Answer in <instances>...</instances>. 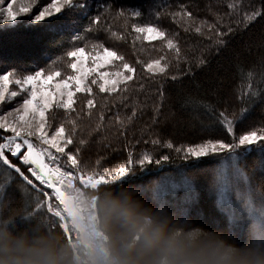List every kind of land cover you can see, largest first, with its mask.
I'll return each instance as SVG.
<instances>
[{
  "label": "trees",
  "instance_id": "trees-1",
  "mask_svg": "<svg viewBox=\"0 0 264 264\" xmlns=\"http://www.w3.org/2000/svg\"><path fill=\"white\" fill-rule=\"evenodd\" d=\"M22 1L16 0V4ZM9 2L0 3V9ZM52 2L35 0L31 11L35 16ZM181 4L193 13L194 25L173 18L172 13L178 12ZM230 4L234 7L229 8ZM121 9L123 16L118 15ZM133 9H140L141 16H133L129 11ZM261 9L264 0H73L59 15L42 21L31 23L25 17L11 26L1 25L0 21V75L12 72L11 79L15 80L43 68L46 73L59 70L61 76L57 79H66L75 75L67 66L72 60L66 55L68 51L83 47L89 55L93 44L117 50L136 69L133 80L126 90L111 94L101 93L97 85L91 84L93 78L89 80L92 94L75 95L74 107L82 119L73 144L65 151L72 150L82 166L95 171L126 164L130 155L133 164L113 185L83 189L85 194L110 186H135L149 204L167 208L190 226L243 239L250 227L264 224V142L247 150L239 145L230 148L235 157L228 152L198 157L176 149L215 138L226 137V142H231L245 131L264 128V15L246 27L237 23L243 21L245 13ZM97 15L100 21L93 22ZM133 23L155 24L174 35L181 50L179 63L176 53L160 41L137 39ZM209 25L224 33L223 45L217 44L221 37ZM196 26L201 27L200 33L195 31ZM228 27L233 31L228 32ZM161 56L171 62L167 74L147 73L143 64ZM111 69L119 70L114 64ZM25 98L21 96L15 103L22 104ZM89 98L94 101L91 108L87 105ZM221 112L234 121L232 133L227 132ZM71 115L76 117L75 112ZM47 122L52 124L49 132L61 123L71 127L64 110L55 107L48 110ZM2 135L5 133L0 131ZM81 139L83 144H79ZM169 143L171 148L167 147ZM145 153L151 159L136 163ZM8 155L35 187L0 164V222H9L11 209L19 213L34 209L37 198L60 207L52 190L27 172L31 165ZM61 159L66 162L62 165L79 175L66 156ZM56 220L45 204L37 218L25 221L19 214L11 222L36 225L64 238L58 225L54 230L48 228Z\"/></svg>",
  "mask_w": 264,
  "mask_h": 264
},
{
  "label": "snow or ice",
  "instance_id": "snow-or-ice-1",
  "mask_svg": "<svg viewBox=\"0 0 264 264\" xmlns=\"http://www.w3.org/2000/svg\"><path fill=\"white\" fill-rule=\"evenodd\" d=\"M4 0H0L3 3ZM35 0H31L30 3L21 4L18 11L14 10V5L16 0H11L7 4V8L0 9L3 11L4 15L0 21H11L16 17L20 16L22 13H29L32 8V4ZM73 3V0H53L51 4H48L43 10L39 11L34 19L39 21L45 17L53 15V12H60L65 6ZM232 4L229 8H233ZM180 10L178 12L172 13L173 18L179 17L180 20L188 21L191 24H195V18L193 13L187 9L184 4L179 5ZM131 11L132 15L135 17L141 16L140 9H133ZM118 15L123 16L124 10L118 13ZM156 15L159 16L160 12L156 11ZM264 15V9L254 10L251 13H245L243 21H237V23H243L246 27L248 22L254 20L257 16ZM101 17L99 15L93 18V22H99ZM124 23L127 24V18H125ZM204 23L203 21L201 22ZM213 28L218 37V45H223L225 43L224 33L220 31L218 27L209 25ZM132 28L138 34L137 39H142L147 42L160 41L163 46H166L169 50H173L176 53V62L179 63L180 47L175 41L174 35H169L161 27L147 23V24H132ZM195 31L200 33L202 31L201 27L196 26ZM228 32H232L233 28L228 27ZM85 48L77 47L74 50L67 52V57L72 58L68 63V67L74 70L77 75H72L66 79H57L55 85H48V91H44L42 87H38L40 81H50L61 76L59 70L50 69L45 72V69L41 68L32 74L23 76L22 78H17L15 81L11 79L14 75L12 72H5L0 75V102L6 100V93H8L9 85L13 82L15 85L19 86L21 90L30 89L28 91L27 97L23 99V103L20 109H13V112L5 113L0 116V131L5 133V135L0 136V164L5 165L8 169L13 170L17 173L27 185H33V180L29 178V175L25 174V171L21 169L15 163L9 159V155L17 157L23 164L31 165L27 168V172L30 173L36 181L40 184L47 185L48 188L52 189L55 194V199L59 202L56 206L51 202L44 200L41 201L39 198L35 201V207L31 210L20 211L21 218L25 221H30L41 215V210L47 205V212L52 214L57 218L55 224L48 226L50 230H54L55 226L58 225L63 233L64 238L68 242L73 241L72 233L75 229L79 228L76 222L77 212L72 203V197L70 195L72 189L80 188L74 185V180L76 177L73 175L72 171H64L57 163V166L53 167L54 162H58L62 156H66L67 162L76 169L79 173V182L83 185V189H95L102 184H108L110 182L117 181L120 177L124 176L128 171L130 166L133 164L131 155L129 156L126 164H121L120 166L110 170L103 169L102 171H95L94 169H88L87 165H81L77 158V155L73 154L72 150L65 151L69 144H73L74 138L76 136L77 126L80 119H82L80 112L76 111L74 105L76 104L75 94L76 92H83L92 94L93 89L86 83L87 76L90 72H97V70L108 64H114L119 70L115 72H97V79L91 80L92 85H97L101 93H117L118 90L127 89L129 82L133 80V74L136 69L125 61V57L120 54L117 50L104 47L102 44H93L90 55V59L94 65L91 69H84L82 65V58L85 55ZM161 61H165L161 63ZM119 62V63H116ZM204 61L201 60L202 64ZM171 62L167 61L164 56L159 59H152L143 64L144 70L149 74H167V70H170ZM173 80H176L175 75L172 76ZM251 88V85H249ZM16 91L8 93L10 97L17 96ZM255 95V92L252 93ZM162 95V93H161ZM93 99H87V105L89 108L93 105ZM63 109L67 122L71 127L66 128L64 123L56 126L54 131L49 132V128L52 124L48 123L45 119V113L51 108ZM76 113V117H72V113ZM16 113L14 119H9L8 117ZM89 115L91 113L89 112ZM220 118L223 119L224 124L227 127V132H233V120L228 119L224 113L219 114ZM101 119H103V114L101 113ZM10 133V134H8ZM35 137L37 141L43 146L37 148L36 144L31 139ZM257 142H264V128L259 130L245 131L244 134L239 135L238 140L233 139L231 142H226V137L208 139L202 143L192 144L186 149L177 148L176 151H184L186 154L201 156L210 152H219L225 149H230L236 147L237 145H252ZM84 140H79V144H83ZM155 143V141H154ZM168 148L172 147V144L167 145ZM26 149V150H24ZM55 150V151H53ZM79 152V148H77ZM59 154V155H57ZM167 158V157H164ZM151 156L147 153L143 154L136 163L144 164L149 161ZM11 173H9V176ZM0 187H3L0 185ZM81 189V188H80ZM47 196V193H44ZM3 203L0 202V205ZM10 207V206H9ZM11 209V208H10ZM44 223V221H42Z\"/></svg>",
  "mask_w": 264,
  "mask_h": 264
},
{
  "label": "clouds",
  "instance_id": "clouds-1",
  "mask_svg": "<svg viewBox=\"0 0 264 264\" xmlns=\"http://www.w3.org/2000/svg\"><path fill=\"white\" fill-rule=\"evenodd\" d=\"M70 195L78 244L36 225L13 224L20 213L11 209L9 222H0V264H264V224L243 239L190 226L131 185Z\"/></svg>",
  "mask_w": 264,
  "mask_h": 264
},
{
  "label": "rangeland",
  "instance_id": "rangeland-1",
  "mask_svg": "<svg viewBox=\"0 0 264 264\" xmlns=\"http://www.w3.org/2000/svg\"><path fill=\"white\" fill-rule=\"evenodd\" d=\"M9 3H10V2H9ZM22 3H23V4H27V0H23L22 2H20V3H18V4L15 3V5H14V10L18 11ZM46 7H47V6H46ZM5 8H7V5H6L3 9H5ZM44 8H45V7H43V9H44ZM64 8H65V7H63V8L61 9V11L58 12V13L53 12V15L48 16V17H45L44 19H47V18H49V17H54V16L59 15V14L62 12V10H63ZM43 9H42V10H43ZM36 11H37V9H36ZM3 15H4V13L2 12V16H3ZM25 17H27L29 20H31V21H32L31 23L38 22L37 20L34 19V13H33L32 11H30L29 13H26V14H25V13H22L20 16L16 17L14 20H11V21H1V25H4V26H5V25H6V26H7V25H8V26L15 25L16 23H18V22H20L21 20H23ZM32 18H33V19H32ZM44 19H42V20H44ZM42 20H39V21H42ZM82 65H83L84 69H91V68L94 67V65H93V63H92V60L90 59V56H89V55L85 54V55L83 56V58H82ZM111 66H113V64L104 65V66L100 67V68L97 70V72H115V71H117L116 69H111ZM97 72H90V73L88 74V76H87V80H86V83H87V84H88V82H89V80H90L91 78H93V79H97V78H98V76H97ZM75 75H77L76 72H75ZM56 80H57V78H55L54 80L47 81V82H45V81H40V84L38 85V87H42L44 91H48V90H49V89H48V85H52V86H54ZM13 81H15V80H13ZM12 91H16V92L18 93L16 97H10V96L8 95V93H10V92H12ZM28 91H30V89L21 90V89L19 88V86L15 85L14 82H13L12 84H10V85H9V89H8V93H6V100L3 101V102H0V116L4 115L5 113L13 112V109H20V111L22 112V111H23V109L21 108V105H22V104L19 103V104L17 105V103H15V102H16V101L19 99V97H21V96H23V97L26 96V97H27ZM77 93H79V92H76V94H77ZM76 94H75V95H76ZM15 116H16V113H13V115L10 116V117H8V118L11 120V119H14ZM45 119H46V121H47V113H45ZM8 134H10V133H8ZM31 139H32L33 142L36 144L37 148H40V147L43 146V145H41V144L39 143V141L36 140L35 137H32ZM252 145H253V144H252ZM252 145H239V146H240L241 149H243V150H247V149H249ZM43 147H46V146H43ZM24 150H26V149H24ZM53 151H55V150H53ZM222 152H228L229 155H230V156H233V157L237 156L236 153H235V151H234L233 149H225V150H223V151H219V152H214V153H213V152H210V153H207V154H204V155L198 156V157H202V156H205V155H208V154H220V153H222ZM16 158H17V157H16ZM57 163H58V162H54V163L52 164V166H53V167L57 166ZM60 163H61V165H60ZM65 163H66V162H65L64 160L60 159L58 165H59L64 171H69V169H68L67 166L65 167V165H62V164H65ZM73 175H74V174H73ZM74 176L76 177V179L74 180V185L77 186V187H80L81 189H80V188H75V189H72L71 192L74 193V194H75V193L85 194V192H84V190H83V185L80 184L79 179H78L79 175H74ZM45 186H47V185H45ZM98 187H99V186H98ZM98 187H97V188H98ZM97 188H95V189H90V190H96ZM51 190H52V189H51ZM52 193H53V195L55 196L53 190H52ZM60 207L62 208V206H60ZM93 218H94V214H93V216H90V217H89V220L91 221ZM80 238H81V231H80L79 228H77V229L74 230V237H73V241L71 242V244H73V245L78 244V243L80 242Z\"/></svg>",
  "mask_w": 264,
  "mask_h": 264
}]
</instances>
